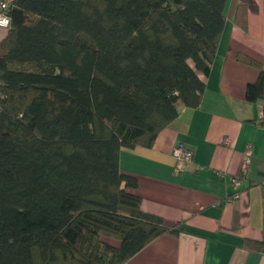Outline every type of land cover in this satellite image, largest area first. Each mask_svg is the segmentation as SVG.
I'll return each mask as SVG.
<instances>
[{
    "label": "trees",
    "instance_id": "obj_1",
    "mask_svg": "<svg viewBox=\"0 0 264 264\" xmlns=\"http://www.w3.org/2000/svg\"><path fill=\"white\" fill-rule=\"evenodd\" d=\"M225 0H9L0 41V264H124L168 226L122 149L197 108ZM248 102H264V67ZM259 124L264 126V115ZM118 241V246L106 242ZM264 253V240H244Z\"/></svg>",
    "mask_w": 264,
    "mask_h": 264
},
{
    "label": "crops",
    "instance_id": "obj_2",
    "mask_svg": "<svg viewBox=\"0 0 264 264\" xmlns=\"http://www.w3.org/2000/svg\"><path fill=\"white\" fill-rule=\"evenodd\" d=\"M224 14L199 106L177 102V118L151 148L119 154L120 171L137 180L130 192L140 198L142 211L180 230L176 238L154 239L124 264H264V253L242 246L244 240H264V102L246 100V87L260 71L238 60L247 57L264 67V0H225ZM7 29L0 27V41ZM178 143L191 151L189 162L173 158ZM247 149L249 164L240 175ZM235 175L239 189L230 184Z\"/></svg>",
    "mask_w": 264,
    "mask_h": 264
},
{
    "label": "built area",
    "instance_id": "obj_3",
    "mask_svg": "<svg viewBox=\"0 0 264 264\" xmlns=\"http://www.w3.org/2000/svg\"><path fill=\"white\" fill-rule=\"evenodd\" d=\"M8 6H9V0H1L0 1V17H8V15H7ZM8 26L3 27V28H8ZM0 112H1V107H0ZM224 144L228 145L229 140L224 139ZM249 153H250V150L247 149V153L245 154L243 161L241 163L240 175H244L246 173V170H247V167L249 164V158H248ZM171 154H172L173 158L179 163L189 162L191 160V157H192L191 151L189 149H187V147H185L181 143H178L173 147ZM240 175H235V176L230 177V184L233 187H236L238 189H239L240 183H241ZM237 197H238V195L235 194L234 198H237Z\"/></svg>",
    "mask_w": 264,
    "mask_h": 264
},
{
    "label": "clouds",
    "instance_id": "obj_4",
    "mask_svg": "<svg viewBox=\"0 0 264 264\" xmlns=\"http://www.w3.org/2000/svg\"><path fill=\"white\" fill-rule=\"evenodd\" d=\"M11 24L10 17H0V27H7Z\"/></svg>",
    "mask_w": 264,
    "mask_h": 264
}]
</instances>
